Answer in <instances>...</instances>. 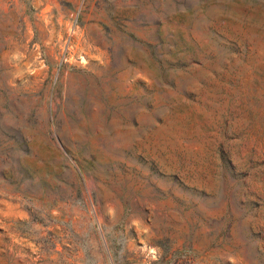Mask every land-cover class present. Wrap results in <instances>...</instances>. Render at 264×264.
I'll list each match as a JSON object with an SVG mask.
<instances>
[{"label":"rangeland","instance_id":"374dc122","mask_svg":"<svg viewBox=\"0 0 264 264\" xmlns=\"http://www.w3.org/2000/svg\"><path fill=\"white\" fill-rule=\"evenodd\" d=\"M0 264H264V0H0Z\"/></svg>","mask_w":264,"mask_h":264}]
</instances>
